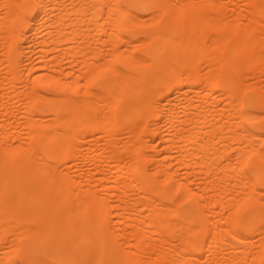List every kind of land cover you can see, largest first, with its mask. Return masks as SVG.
I'll return each mask as SVG.
<instances>
[{"label": "bare ground", "instance_id": "obj_1", "mask_svg": "<svg viewBox=\"0 0 264 264\" xmlns=\"http://www.w3.org/2000/svg\"><path fill=\"white\" fill-rule=\"evenodd\" d=\"M0 264H264V0H0Z\"/></svg>", "mask_w": 264, "mask_h": 264}, {"label": "rangeland", "instance_id": "obj_2", "mask_svg": "<svg viewBox=\"0 0 264 264\" xmlns=\"http://www.w3.org/2000/svg\"><path fill=\"white\" fill-rule=\"evenodd\" d=\"M77 163H78V164H77L76 168H77V169H80V168H81V163H80L79 161H77ZM79 163H80V164H79ZM148 163H149V161H148ZM209 262L211 263V261H209ZM209 262H208V263H209Z\"/></svg>", "mask_w": 264, "mask_h": 264}]
</instances>
